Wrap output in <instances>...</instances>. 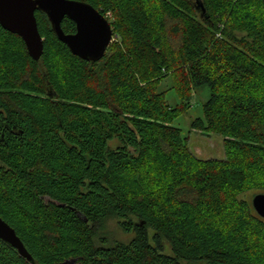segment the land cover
Wrapping results in <instances>:
<instances>
[{"label": "trees", "instance_id": "16d2710c", "mask_svg": "<svg viewBox=\"0 0 264 264\" xmlns=\"http://www.w3.org/2000/svg\"><path fill=\"white\" fill-rule=\"evenodd\" d=\"M81 1L121 36L97 61L40 10L38 61L0 25V216L36 264H264L245 198L264 193V0H200L204 14L195 0ZM204 86L191 127L222 135L224 159L196 157L173 124ZM109 218L132 238L110 241ZM0 264L30 262L0 239Z\"/></svg>", "mask_w": 264, "mask_h": 264}, {"label": "water", "instance_id": "95a60500", "mask_svg": "<svg viewBox=\"0 0 264 264\" xmlns=\"http://www.w3.org/2000/svg\"><path fill=\"white\" fill-rule=\"evenodd\" d=\"M196 2L201 14H204L203 2ZM38 10L46 13L59 40L69 47L73 55L87 61L103 58L112 41L113 29L109 20L92 4L81 0H0V25L24 40L34 60H40L45 46L36 16ZM65 17L76 24V32L73 34L66 33L62 28ZM252 206L264 218V193L252 196ZM0 239L16 248L19 255L30 264H36L17 231L1 216ZM75 263L76 259H69L61 264Z\"/></svg>", "mask_w": 264, "mask_h": 264}, {"label": "rangeland", "instance_id": "374dc122", "mask_svg": "<svg viewBox=\"0 0 264 264\" xmlns=\"http://www.w3.org/2000/svg\"><path fill=\"white\" fill-rule=\"evenodd\" d=\"M196 1V0H195ZM149 4V3H148ZM148 6H151L149 4ZM109 20L112 29L113 37L110 44L121 42V36L114 32L115 26L113 25L115 17L111 13L103 14ZM240 36L243 34L240 33ZM111 46V45H108ZM160 91L165 92L167 96V102L171 106H176L180 104V98L177 96L175 88H173V79L171 76L162 82L160 86ZM209 88L201 87L196 89V93L193 99V105L189 111L183 113L177 117L173 124L179 127L182 131V135L189 139V146L196 157L204 160L211 158L214 159H224L225 157V147L223 144L224 137L219 134L210 133L204 134L199 131H194L191 127L192 121L197 117H203V104L208 100ZM112 145L116 146V141L112 142ZM253 192H248L245 194L246 199H251ZM110 241H129L132 238V234L122 231L119 225V221L116 218H109L105 221L103 231Z\"/></svg>", "mask_w": 264, "mask_h": 264}, {"label": "flooded vegetation", "instance_id": "af4514ba", "mask_svg": "<svg viewBox=\"0 0 264 264\" xmlns=\"http://www.w3.org/2000/svg\"><path fill=\"white\" fill-rule=\"evenodd\" d=\"M74 259V258H73ZM75 264H77V261H76V263Z\"/></svg>", "mask_w": 264, "mask_h": 264}, {"label": "built area", "instance_id": "2783aa9c", "mask_svg": "<svg viewBox=\"0 0 264 264\" xmlns=\"http://www.w3.org/2000/svg\"><path fill=\"white\" fill-rule=\"evenodd\" d=\"M108 13H110V12H108ZM107 18V17H106Z\"/></svg>", "mask_w": 264, "mask_h": 264}]
</instances>
